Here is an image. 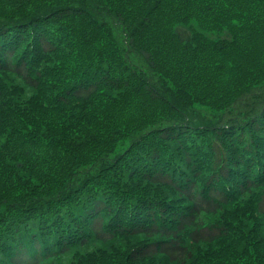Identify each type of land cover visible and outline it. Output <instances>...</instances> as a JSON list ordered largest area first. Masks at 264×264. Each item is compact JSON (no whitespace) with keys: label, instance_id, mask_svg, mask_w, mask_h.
<instances>
[{"label":"trees","instance_id":"16d2710c","mask_svg":"<svg viewBox=\"0 0 264 264\" xmlns=\"http://www.w3.org/2000/svg\"><path fill=\"white\" fill-rule=\"evenodd\" d=\"M137 1L0 0V264H264V0Z\"/></svg>","mask_w":264,"mask_h":264},{"label":"rangeland","instance_id":"374dc122","mask_svg":"<svg viewBox=\"0 0 264 264\" xmlns=\"http://www.w3.org/2000/svg\"><path fill=\"white\" fill-rule=\"evenodd\" d=\"M141 2L144 4V2L142 0H138L137 1V9H138V7H139V5H140ZM214 46H215V44L213 42H210L209 47H214ZM206 51H207V49H206ZM122 54H125L127 57H129V61H130V63L133 66L136 67V65H138V66H142L143 65L142 64V61L139 59V57L136 54H133V52H131L129 54L126 53V46L123 43L122 44H118L117 48L114 47V52L111 51L108 54H104L103 59H107V61H109L111 63H119L122 66L123 63H124V59H122V57H121ZM177 54H179V53H177ZM205 65H209V67L206 66V68H203L205 70L204 72H205V75L207 77H211V73L213 71H216V73L218 74L219 70L213 64H210L209 62H206ZM130 71L133 74V70H130ZM187 81H191V80L188 79ZM188 86L191 87L190 85H188ZM191 92L194 93V94H196L192 90H191ZM188 96L191 98L190 93H188ZM261 224H263V226H264V223H261Z\"/></svg>","mask_w":264,"mask_h":264}]
</instances>
